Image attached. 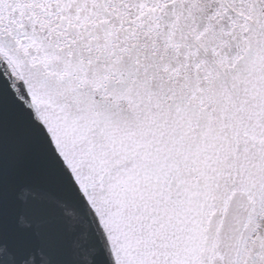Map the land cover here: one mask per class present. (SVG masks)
<instances>
[{"label":"snow or ice","instance_id":"6c2138e0","mask_svg":"<svg viewBox=\"0 0 264 264\" xmlns=\"http://www.w3.org/2000/svg\"><path fill=\"white\" fill-rule=\"evenodd\" d=\"M0 264H264V0H0Z\"/></svg>","mask_w":264,"mask_h":264}]
</instances>
